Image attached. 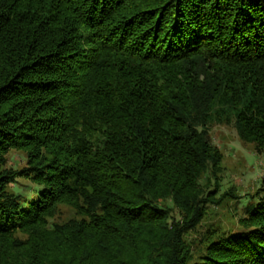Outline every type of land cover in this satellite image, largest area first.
<instances>
[{
	"label": "trees",
	"instance_id": "1",
	"mask_svg": "<svg viewBox=\"0 0 264 264\" xmlns=\"http://www.w3.org/2000/svg\"><path fill=\"white\" fill-rule=\"evenodd\" d=\"M216 125L264 152V0H0V264H264L259 190L187 238Z\"/></svg>",
	"mask_w": 264,
	"mask_h": 264
},
{
	"label": "rangeland",
	"instance_id": "2",
	"mask_svg": "<svg viewBox=\"0 0 264 264\" xmlns=\"http://www.w3.org/2000/svg\"><path fill=\"white\" fill-rule=\"evenodd\" d=\"M210 136L223 153L220 191L231 192L232 195L227 196L218 206L208 209L197 231L187 235V238L198 241L211 237L209 232L220 233L237 228L245 203L252 201V195L258 190L264 194V152L258 153L253 144L242 141L233 125L213 126ZM20 155L16 154V158ZM73 217L74 210L63 206L54 221L63 223Z\"/></svg>",
	"mask_w": 264,
	"mask_h": 264
}]
</instances>
